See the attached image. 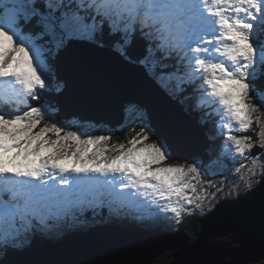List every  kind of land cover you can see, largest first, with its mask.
Segmentation results:
<instances>
[{
  "label": "snow or ice",
  "instance_id": "snow-or-ice-1",
  "mask_svg": "<svg viewBox=\"0 0 264 264\" xmlns=\"http://www.w3.org/2000/svg\"><path fill=\"white\" fill-rule=\"evenodd\" d=\"M73 48H108L173 100L219 118L221 154L240 180L233 190L243 188L262 229L259 247L232 264H264V153L252 152L264 149V0H0V245L89 209L177 224L219 211L228 178L208 179L217 161L182 162L180 132L151 124L142 105L124 109L135 112L126 125L139 127L127 144L66 130L58 113L102 99L68 95L67 73L88 84L97 72L87 58L66 60Z\"/></svg>",
  "mask_w": 264,
  "mask_h": 264
},
{
  "label": "water",
  "instance_id": "water-1",
  "mask_svg": "<svg viewBox=\"0 0 264 264\" xmlns=\"http://www.w3.org/2000/svg\"><path fill=\"white\" fill-rule=\"evenodd\" d=\"M64 56L68 61L87 58L97 69L94 79L88 84L67 73L68 95L80 96L87 91L102 99L100 102L84 100L73 103L67 110L57 114L58 119L78 116L113 127L121 123L125 105L135 103L143 106L151 124L164 123L180 132L181 141L176 155L182 161L191 160L200 153L203 147L200 142L204 144V139L199 126L178 111L139 66L127 63L115 53L105 50L73 48ZM253 206L247 194L218 203L219 211L214 209L199 219L200 232L196 233L195 239L189 238L187 229L159 235L106 225L78 234L75 240L69 242L20 253L7 264H63L66 261L83 264H148L155 262L152 260L163 252L172 253L163 257L173 258L169 264H232V261L242 258L249 246L258 248L261 243L259 214L245 211ZM230 233L232 236H228ZM223 236L227 238L225 244L209 242V239L212 241ZM233 243L237 245L232 246ZM175 247L177 250H173ZM224 256L229 261H224Z\"/></svg>",
  "mask_w": 264,
  "mask_h": 264
},
{
  "label": "rangeland",
  "instance_id": "rangeland-1",
  "mask_svg": "<svg viewBox=\"0 0 264 264\" xmlns=\"http://www.w3.org/2000/svg\"><path fill=\"white\" fill-rule=\"evenodd\" d=\"M203 111H205V110H203ZM130 115H135V112H133L132 114H129V116ZM200 115H202V113H200ZM200 115L198 114V116L202 118V119L200 118V120H202V121H210V123L213 124V121L209 118L211 116V114L209 113V111L207 112L206 116H203L202 117ZM129 116H128V118H129ZM128 118H127V120H128ZM122 120H121V123H122ZM127 120L124 122V124L122 126H127L126 125ZM72 122L73 121H67V122H64V123H66L68 125V127H70L71 125L73 127H75V125ZM137 123H139V121H137ZM81 127H82L81 128L82 132H84L85 130H87L88 131V134L91 135L92 132L88 129V126H87L86 123H84V125L81 126ZM137 131H139V127L135 128V130H133V132H137ZM216 133H217V136H216ZM237 134L239 135L240 133H237ZM246 134L247 135H253L254 136V133L252 131H249ZM203 139H204V142H209V144H210L209 148H206L205 151L206 152L209 151V153L213 154L212 157H211L212 160H217L218 159V155H217L216 152H219V149L217 148V145L220 144V146H222L223 143H224V138H223V136L220 135L218 126H215V128L213 130H211L209 136H207V134H205V137H203ZM200 144L203 145V142H200ZM211 146H213L212 151L210 150ZM252 152H253V155H255L257 153H264V149H261L259 147H255V148H253ZM201 153H205V152H201ZM199 156H201V155H199ZM199 156L197 155V157L192 158L191 160L198 158L205 165H207L208 164L207 162L210 161V160H208V161H204L203 160V158L206 156V153L203 156H201L202 159ZM191 160H188V161H191ZM217 162H218L217 164H219V162H221V161L217 160ZM230 164H234V162H230L229 161L227 163H224L223 165H224L225 169H228L229 170V169H232V167L230 166ZM235 164L237 165V162H235ZM217 172H218V166L215 165V164L212 165L211 169L208 170V179L211 180V181H213V182H215V183H220L221 181H223V179H225V176L224 175L214 174V173H217ZM232 180L233 181H231L230 183H227V184L225 183V184H222L221 185L222 191L219 194L220 200H225V198L227 199V197H229V196H230V198H234L237 195V192L234 191L233 189H234L235 185H237V184L240 183L239 177H237V176H235L234 178L232 177ZM239 192L240 193L241 192H244L242 187L239 189ZM207 213H210V212H205L203 214L197 212L194 215H200V217H203L204 214H207ZM130 216H135L136 217L135 219L132 220L133 222H135V224H138V225H141V226H145L146 228L152 227V226L153 227H162V229H164L165 232H168V233L176 232L178 230L179 226H181V224L184 223V220H182L181 223L177 224V223H175L174 220H172V219H164L162 216L159 217V218H157V217L138 218V216L136 214L134 215L132 213H130ZM115 217H117V219H118V216H115ZM185 217H187V215H185ZM59 219L60 220H63L64 217L63 218H59ZM95 222L96 221H93L90 224H93ZM104 222H108V221H104ZM116 223H118V222H116ZM98 227H102V226L100 225ZM183 229H186V228H182V230ZM58 231L59 230L53 231V232H56L57 233L56 236H60L61 235V233L58 232ZM44 232L48 236H51L52 233H53V232H50V231H44ZM230 234H232V233H230ZM193 237H194L193 233L192 234L189 233V238H193ZM209 242H211V243L220 242V244H222V243L225 244V243H227V238L225 236L224 237H218V238H214L212 241H211V239H209ZM11 246L12 247H15V245H11ZM232 246H235V244L233 243ZM174 249L177 250V247H175ZM233 250H235V248H233ZM169 253H170V255H172L171 252H169ZM169 253L163 252L162 254L158 255L157 257H155L152 260V261H155V262H151V263H148V264H166L165 263L166 261H168V263L171 262L173 260L172 257H169L167 259L166 258H163V257L167 256ZM223 260L224 261H229V258H226V256H224ZM215 264H219V263H215Z\"/></svg>",
  "mask_w": 264,
  "mask_h": 264
},
{
  "label": "trees",
  "instance_id": "trees-1",
  "mask_svg": "<svg viewBox=\"0 0 264 264\" xmlns=\"http://www.w3.org/2000/svg\"><path fill=\"white\" fill-rule=\"evenodd\" d=\"M44 95L45 94H41V96H42V98H44ZM34 104L36 105V101H34ZM132 114V113H131ZM200 115V114H199ZM199 119H200V117H199ZM204 129H205V131H206V133H207V135L209 136V131L204 127ZM126 132H129V130H121V132H118L117 134H116V138L118 139V141L119 140H121V138H123L124 136H125V134H126ZM129 134H131V133H129ZM132 135H133V132H132ZM126 137V138H125ZM124 138L127 140V138H128V133L126 134V136H125ZM212 148H213V146H211V148H210V150L212 151ZM208 151V150H207ZM209 152V151H208ZM212 155L213 154H211V153H209V159L208 160H212L211 159V157H212ZM218 160V159H217ZM216 160V161H217ZM207 163H209V161L207 162ZM218 163V162H217ZM217 163H215V165H217L218 166V172H222V173H229V170L228 169H225V167H224V163H227V161L226 160H221V162H219V164H217ZM214 165V164H213ZM230 166L232 167V169H233V165L232 164H230ZM225 198V197H224ZM230 198V196L229 197H227V199H229ZM226 199V198H225ZM219 200H220V198H219ZM206 214H204V216H205ZM85 217H87L88 219H90L91 221L89 222V223H91V222H93V221H96L98 224H103L104 223V221L103 220H107V219H111L112 221H117V222H122L123 223V225L124 226H127V227H130V228H132L133 226H135L134 224H132V222L130 221V220H128L127 218H122V217H120V218H118V219H116V218H110V217H108V214H107V210H104L103 211V213L101 214V215H96V214H93V213H91V211H87V213H85ZM107 217V218H106ZM96 218H105V219H102V220H100V221H98V220H94V219H96ZM201 217H200V215H187V217H184V223L183 224H181V226H179V227H182V228H186L187 230H189V231H191V232H193V235L194 234H196L198 231H199V224H198V221H199V219H200ZM93 219V220H92ZM89 223H86L85 225L87 226V228L88 227H91V226H95V225H91V224H89ZM119 224V223H118ZM119 225H121V224H119ZM73 226H75V227H69V226H67V228H70V230H69V232H67V233H72V232H77V231H84L86 228H84L82 225H78V226H76V225H73ZM100 226V225H99ZM158 228H160V230L162 229V227H158ZM67 233H65L64 235H66ZM21 240H23V238H20ZM47 240V236H46V234H43V233H36L35 234V236L34 237H31V236H29V238H28V242H27V245L25 246V247H12V246H7V247H4L3 249H2V257L0 258V264H4V263H6L7 261H9V260H11L12 258H14L17 254H19V253H21V252H23V251H25V250H28V249H30V248H32L31 246L32 245H34V244H40V243H43V242H45ZM175 250V249H174ZM172 254V253H171ZM166 264H169L168 263V261H166L165 262Z\"/></svg>",
  "mask_w": 264,
  "mask_h": 264
},
{
  "label": "bare ground",
  "instance_id": "bare-ground-1",
  "mask_svg": "<svg viewBox=\"0 0 264 264\" xmlns=\"http://www.w3.org/2000/svg\"><path fill=\"white\" fill-rule=\"evenodd\" d=\"M158 89H159V91L163 94V95H165L166 97H167V94L164 92V90L159 86L158 87ZM204 112H208V110H205ZM203 116H206V114L205 115H203ZM81 119H83V118H81ZM209 144H208V142H204V144H203V147L201 148V150H202V152H205L206 153V148H209ZM201 150H200V153H201ZM200 153H198L197 155L199 156L200 155ZM203 153H201V155H202ZM197 155L195 156H193L192 158H195V157H197ZM229 199H231V200H233L234 198H229ZM229 199H225V200H229ZM222 201H224V200H219V203L220 202H222ZM106 225H111L110 223H109V221L108 222H104L103 224H102V226H106ZM44 234H45V232L44 231H42ZM200 232V224H199V231L197 232V233H199ZM189 233L190 234H192L193 232H191V231H189ZM35 232L31 235V237H34L35 236ZM195 236H196V234H194V237L193 238H190V239H195ZM228 236H232V234H229ZM224 237V236H223ZM235 244V246L237 245V243H234ZM168 255H170V253L168 254ZM167 255V256H168Z\"/></svg>",
  "mask_w": 264,
  "mask_h": 264
}]
</instances>
